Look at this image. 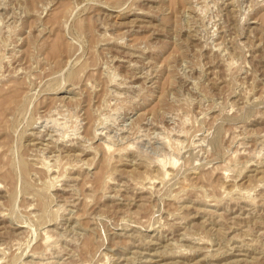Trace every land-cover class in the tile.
Instances as JSON below:
<instances>
[{
  "label": "rangeland",
  "instance_id": "374dc122",
  "mask_svg": "<svg viewBox=\"0 0 264 264\" xmlns=\"http://www.w3.org/2000/svg\"><path fill=\"white\" fill-rule=\"evenodd\" d=\"M0 264H264V0H0Z\"/></svg>",
  "mask_w": 264,
  "mask_h": 264
}]
</instances>
